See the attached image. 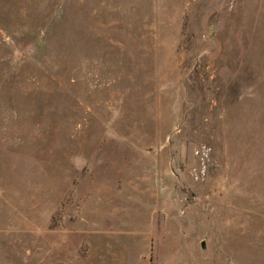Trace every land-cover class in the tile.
<instances>
[{"label": "rangeland", "instance_id": "1", "mask_svg": "<svg viewBox=\"0 0 264 264\" xmlns=\"http://www.w3.org/2000/svg\"><path fill=\"white\" fill-rule=\"evenodd\" d=\"M0 264H264V0H0Z\"/></svg>", "mask_w": 264, "mask_h": 264}]
</instances>
